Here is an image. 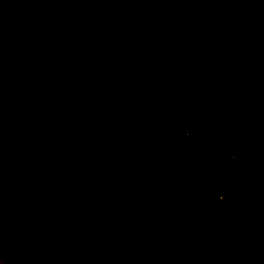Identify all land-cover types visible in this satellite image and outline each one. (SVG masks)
Returning <instances> with one entry per match:
<instances>
[{
  "label": "trees",
  "instance_id": "trees-1",
  "mask_svg": "<svg viewBox=\"0 0 264 264\" xmlns=\"http://www.w3.org/2000/svg\"><path fill=\"white\" fill-rule=\"evenodd\" d=\"M199 29L222 31L217 56L190 47ZM139 41L162 49L174 82L137 62ZM11 70L23 135L74 145L47 213L85 217L77 240L42 233L31 249L72 264H264V0H0V74ZM241 139L260 152L256 182L232 156ZM197 183L231 203H215L216 220Z\"/></svg>",
  "mask_w": 264,
  "mask_h": 264
},
{
  "label": "rangeland",
  "instance_id": "rangeland-1",
  "mask_svg": "<svg viewBox=\"0 0 264 264\" xmlns=\"http://www.w3.org/2000/svg\"><path fill=\"white\" fill-rule=\"evenodd\" d=\"M128 33V31H127ZM123 38V32L118 31ZM223 33L219 29L198 30L186 37L191 48L207 51L209 55L217 56V49L224 45ZM116 42V41H115ZM140 50L130 52L134 55L141 52L137 62H147L150 69L156 74L164 76L174 82L171 70L159 63V53L162 49L146 47L142 41ZM117 51L122 55V46L116 44ZM138 56V55H137ZM20 77L16 70L0 74V264H72L65 253L55 246L44 247L39 250L31 249L35 244L34 237L42 233L61 237L63 242L77 240L76 230L85 219L84 215L77 214L66 220L56 214L47 213L53 207L52 194L54 189L50 184L58 172V163L65 156L73 152L74 145H60L58 138L41 141L23 135L29 127L27 121L19 114L17 100L12 92L15 82ZM178 102L185 103L184 97H177ZM178 136L186 137L185 131H178ZM97 136H100L97 134ZM94 151V150H92ZM95 152V151H94ZM234 159L241 165H249L248 173L251 181L259 178L257 171L260 161V152L251 141L241 139L239 144L231 149ZM96 153V152H95ZM101 154V153H100ZM98 153V155H100ZM257 165V167H251ZM211 176L218 180V188L228 189L229 181L216 168L211 169ZM202 173V172H200ZM240 181L247 180V175L239 174ZM204 184H196L195 194L200 200L205 213L212 219L218 218L215 203L219 201L225 206L231 203L206 192ZM202 186V187H201ZM248 208V207H246ZM256 217L255 209H248ZM245 213V207L240 209ZM245 217H242L238 226L251 231ZM252 232V231H251ZM110 249V248H109ZM117 249L111 248L109 253L114 256ZM260 254L258 243L254 242L249 254L250 263ZM110 256V261L111 257ZM93 264V263H89Z\"/></svg>",
  "mask_w": 264,
  "mask_h": 264
}]
</instances>
